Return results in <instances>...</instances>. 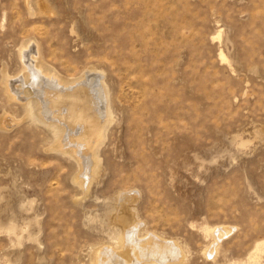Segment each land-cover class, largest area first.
<instances>
[{
	"label": "rangeland",
	"instance_id": "1",
	"mask_svg": "<svg viewBox=\"0 0 264 264\" xmlns=\"http://www.w3.org/2000/svg\"><path fill=\"white\" fill-rule=\"evenodd\" d=\"M22 52L62 81L102 76L85 185L6 96ZM126 224L176 242L168 264H264V0H0V264H97Z\"/></svg>",
	"mask_w": 264,
	"mask_h": 264
},
{
	"label": "bare ground",
	"instance_id": "2",
	"mask_svg": "<svg viewBox=\"0 0 264 264\" xmlns=\"http://www.w3.org/2000/svg\"><path fill=\"white\" fill-rule=\"evenodd\" d=\"M21 59L27 74L19 83L10 82V78L5 81L7 98L27 102L28 117L52 130L56 149L76 157L84 170L78 181L85 185L97 169V150L111 117L109 93L101 74L90 70L81 79L66 82L44 71L35 54L22 52ZM29 79L32 81L27 83ZM21 85H28L32 92L27 94L29 91L18 88ZM182 259V250L176 242L155 234L141 238L137 225L126 224L120 248L103 249L97 264H168Z\"/></svg>",
	"mask_w": 264,
	"mask_h": 264
}]
</instances>
